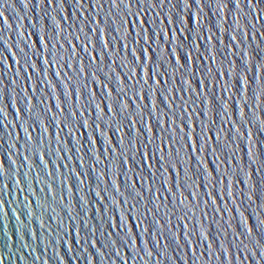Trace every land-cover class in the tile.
<instances>
[{"label":"water","instance_id":"water-1","mask_svg":"<svg viewBox=\"0 0 264 264\" xmlns=\"http://www.w3.org/2000/svg\"><path fill=\"white\" fill-rule=\"evenodd\" d=\"M100 2L101 7L97 0H82V6L76 0H0V261L264 264V0H239L238 7L237 0H188V7L184 0H155L152 6L151 0H132L130 13L141 12L139 23L135 15L125 16L119 0L118 7L112 0ZM97 27L104 29L106 51L92 31ZM60 31L57 56L64 59L49 67L43 58L57 41L48 45L45 39L43 49L39 39ZM135 33L153 37L143 78L154 69L161 83L159 91L148 90V100L121 92L116 79L128 89L135 83L128 73L133 55L148 47L141 40L130 46L134 54L124 49ZM164 73L167 80L160 78ZM108 91L127 99L130 113L122 112V102L113 104ZM137 104L144 115L133 131ZM153 108L158 118L148 120ZM160 116L168 120L167 132L161 131L167 124ZM188 134L192 140L186 144ZM161 140L175 144L181 156V174L168 173L165 161L167 190L157 173L163 152L154 151ZM203 140L208 151L194 153L191 144L203 147ZM131 142L141 147L148 166L140 153L129 151ZM110 146L115 151L106 153Z\"/></svg>","mask_w":264,"mask_h":264},{"label":"snow or ice","instance_id":"snow-or-ice-1","mask_svg":"<svg viewBox=\"0 0 264 264\" xmlns=\"http://www.w3.org/2000/svg\"><path fill=\"white\" fill-rule=\"evenodd\" d=\"M43 2L45 3V0H43ZM76 2L78 4H81V6H82V0H76ZM131 2H132V0H128V3L125 4L124 0H119V3L124 4V7L127 9V12H125V16H128L129 14L135 15L137 17V20L135 21V23H139V19L138 18L141 15V12L138 10L136 13H130ZM197 2L199 3L200 0H197ZM48 3L49 4H52L53 3V0H48ZM61 3H63V0H61ZM97 3L101 7L100 0H97ZM160 3H161V5H163L164 4V0H160ZM153 4H155V0H151L150 6H152ZM184 4H186V6L188 7L189 6L188 5V0H184ZM0 6H2V5H0ZM112 6L113 7H118L119 6L118 3H117V0H112ZM238 6H239V0H237V7ZM95 7H96V5H95ZM0 17H4L3 11H0ZM4 23L6 24V19L4 20ZM97 23H99V22L96 21V24ZM59 27L60 26L57 25V28H59ZM121 27H123V24L121 25ZM0 31H2V29H0ZM81 31H83V29H81ZM92 31L99 33L97 39H99L101 42H103L102 43L103 44V48L106 51L108 49V42H107V40H105V37H104V29L103 28H100V27H97V28H93ZM141 31L143 32L144 30L142 29ZM61 32L62 31H60V32H54V34L52 36H47V37H44V38H40L39 39L40 40V43L43 45V49L45 47V43H44L45 42V39H46L48 45H49L50 41H52V40L57 41V43L51 45V47L49 48V50L47 52V56L45 58H43V63H44V59H47V63H48V66L49 67L50 66H55L56 67V65L58 63H60V60L61 59H64L61 56H59V57L57 56V53H59L60 48L63 47V45H61L59 43L60 42V39L62 38L61 37ZM86 35L87 34H85V36ZM135 37H136L135 39L129 40L128 44H124L123 45L124 49L127 50L128 53L134 54V52H135L136 49H133L130 46L132 44H139L141 40L144 41V45H147L148 46V47H143V48H140L139 49V51L141 53L139 57H135L133 55V69L139 68V72H135L133 69H130L128 73L130 74V78L132 79V81L135 80V83L134 84L132 83L131 89H128L127 86L124 83V80L121 83L120 76H117L116 79H117V82L120 83V90H121V92L126 93L128 91H131L132 92V96L134 98H139V99L143 98L144 100H148L149 99L148 90L151 89V90L159 91V90L156 89V85L161 83L160 79L159 80L156 79L157 73L155 72L154 69H149V75H148V78H147L146 81L143 78V67L141 65L143 64V65L146 66V64H147V63H145V60H147V57H146L145 53H146L147 50H149V47H150L149 46V41H152L153 40V37L152 36L141 35L140 33H135ZM125 38H127V37H125ZM0 39H3V37H0ZM77 39H80V37H77ZM172 39H175V37L173 36ZM209 39H211V37H209ZM233 39H235V37H233ZM68 43H71V42L68 41ZM87 44H90V45L92 44L91 38H89L87 40ZM85 47H87V46H85ZM93 50H95V49H93ZM101 53H103V52H101ZM101 53L99 54V58L102 60ZM34 54H35V51H34ZM172 55L174 56V52L173 51H172ZM72 56L73 57L76 56L75 49H73ZM49 57H51V59H49ZM103 58H105L104 55H103ZM96 59H97L96 56H92L93 63L96 62ZM182 59H183V57H182ZM137 61H139V63ZM17 64H19V61H17ZM65 64H67V66L70 67V68L73 67L72 63H69V60L68 59L65 60ZM124 66H126V65H124ZM32 68L34 70L37 69V65L35 64V62H33ZM75 68H76V65H75ZM79 70H80V74L81 75H84L85 69L82 68L80 65H79ZM177 70H179V65H178V69ZM0 71H2V70H0ZM25 71H27V69H25ZM153 72L155 73V75H153ZM19 74L20 73L18 72V75ZM56 75H57V77H59L60 76V72L59 71H56ZM93 76H95V74H93ZM141 76H142V80L139 79V77H141ZM110 77L111 76H109V78ZM161 77H163L165 80H167L168 74L167 73L161 74L160 75V78ZM45 79H47V74L45 75ZM69 79L71 80L73 78L72 77H69ZM150 81H155V87L152 86V84L150 83ZM96 83H100V82L97 80ZM184 83L187 84V81L185 80ZM0 84H2V81H0ZM49 85H51V82L50 81H49ZM101 85H102V87H105V88L108 87V86L103 85V84H101ZM65 87L67 88V85H65ZM142 88L144 89L143 96H142V93H141V89ZM133 89H135V90H133ZM225 89H227V85L225 86ZM2 91H3V88L0 87V92H2ZM33 91H35V89H33ZM174 92H175V90L170 91L169 92V97H171ZM108 95L113 100V104H120L122 102V112L123 113L125 111H128V113H130V107L131 106L129 105L128 101L126 102L127 99H124L123 101H121V98L120 97L113 96V93L112 92H109V91H108ZM258 99H259V97H258ZM113 104H110L109 105V111L112 112V114H113V120H115L116 119V109L113 106ZM57 107L59 108L61 106L60 105H57ZM96 107H97V109H98L99 112H101V111L103 112V117H104L105 113H104L103 108H101V105L97 104ZM136 108H137V116H136V119L135 120L131 119V123L133 124V131H134V126L136 124L142 122L141 121V117L144 115V113L142 111V106L141 105H138L137 104L136 105ZM169 109H172V106H170ZM28 111H29V113H31L33 111V109L32 108H29ZM173 111H174V109H173ZM185 111H187V109H185ZM2 112H4V109L3 108H0V113H2ZM72 115L74 117L75 116V113H73ZM81 115H83V113H81ZM153 116H155L156 119L158 118L156 116V112H155V109L154 108L151 110V113L148 114V120L149 119H152ZM100 118L102 119L101 116H100ZM125 118L126 119H129L130 116H127ZM53 119H55V117H53ZM159 119L164 120V118L162 116H160ZM148 120H147V122H148ZM164 123L167 124V128H165L163 126V124H162L161 125V131L167 132L169 130V128H168V120H164ZM172 123L173 122L171 121V130H172ZM65 126L68 127V125H65ZM83 126L84 127L87 126V119H85L83 121ZM96 130L97 131H102L101 125H97L96 126ZM23 131H24L25 137L27 138L28 142L29 143H34L33 137L28 132V127L27 128L24 127L23 128ZM44 132H45V130H44ZM45 135H46V132H45ZM89 138L91 139V137H89ZM155 139H156V136L153 137V140H155ZM191 140H192V136L190 134H188L187 135V138L185 140V143L187 144ZM217 140L219 141V138L218 137H217ZM123 141H124V137H121V144L123 143ZM151 142L152 141H149V143H151ZM131 144H132V142H131ZM146 146L147 145H144L143 148L146 147ZM191 147H192V151L194 153L196 151L206 152V151H208L209 145L207 143V140H203V147H200L199 145H197V143H196V146H193L191 144ZM133 149H134L135 152L140 153V155L143 157L142 162L146 166H148V164H147V157L141 151V147L140 148H137L135 144H132V148L129 149V151H132ZM109 150L115 151V149H112L111 146L109 147V149H106L105 150L106 153ZM154 151H162L163 152V155L161 156V158L159 160V163H160V165H163V168L162 169H161V167L160 168H157V173H161L162 172V175L159 176V179H162L163 180V183L161 184V189H166L167 190L168 180H167L166 173L164 172V169H165V161L168 162L167 163V172L168 173L175 172L176 174H181V172H180V168H181V163H180V158H181V156H180V149L179 148H176L175 147V144L171 145V147H170L168 145V143H167L166 140H161L160 141V144L157 145V147H156V149ZM170 153H174V156H170ZM116 155L119 156V152H117ZM186 155L188 156V154H186ZM188 158H189V156H188ZM25 159L27 160V156H25ZM40 159H41L42 162H44V155L43 154L40 155ZM129 159H132V157H129ZM217 159H219V158L217 157ZM122 163L124 165H126L127 164V160H123ZM186 164H187V161H184L183 162V176H188V172L190 171V169L185 166ZM173 165H175V167H173ZM45 168L47 169V163H45ZM177 170H178V172H177ZM3 174H4L3 164H2V161H0V175H3ZM48 174L51 175L50 172ZM188 178L191 179V177H188ZM130 180H132V178H130ZM17 185H19V181H17ZM181 186L182 185H180L179 181L177 180V187H181ZM4 187L7 188V185H5ZM49 190L51 191V188L50 187H49ZM146 190H147V192H149L150 190H153V184L151 186H147V189ZM117 191H119V188H117ZM0 195H3V193H0ZM135 195L137 197L143 198L142 197V193L139 192V191H137L135 193ZM211 196H212V193H209V197H211ZM156 199H160V197L157 196V194L155 196V200ZM179 203L181 205H183L184 204V200L183 199H180ZM132 207L134 208L135 205H133ZM2 208H3V204H2V202H0V210H2ZM155 211H159V208L156 207ZM193 215H194V213H193ZM130 219H132V218L130 217ZM121 221L124 224V221H123L122 218H121ZM142 224H143V221L140 220V223H138L137 226L139 227ZM117 227H120V225L118 224ZM148 231H149V229H145V232H148ZM127 235L129 237H131L133 235V233L130 232ZM134 243H135V241H134ZM209 247L211 248L212 246L209 245ZM117 255H119V253H117ZM0 264H2V261H0Z\"/></svg>","mask_w":264,"mask_h":264}]
</instances>
